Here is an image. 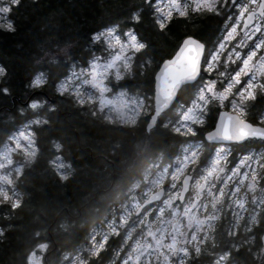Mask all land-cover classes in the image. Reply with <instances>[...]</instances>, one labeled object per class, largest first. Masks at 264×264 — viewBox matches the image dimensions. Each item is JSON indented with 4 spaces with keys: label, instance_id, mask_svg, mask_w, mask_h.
I'll use <instances>...</instances> for the list:
<instances>
[{
    "label": "snow or ice",
    "instance_id": "snow-or-ice-1",
    "mask_svg": "<svg viewBox=\"0 0 264 264\" xmlns=\"http://www.w3.org/2000/svg\"><path fill=\"white\" fill-rule=\"evenodd\" d=\"M18 3L19 0H8L7 4L0 5V16L10 14L12 6ZM146 13L151 14L153 26L160 31H164L174 17L186 20L194 16L219 18L222 27L218 31L221 34L210 42L193 35L185 36L174 55L164 59L159 71L154 73L150 80L153 85L149 88L151 95L129 96L122 90L109 99L105 93L109 92L112 77L119 81L129 74L141 73L150 66L152 57L147 51V41L134 26L105 25L89 38L94 42L93 47H97L95 42H98L97 50L105 54L92 55L78 71L63 73L56 84V92L60 95L73 92L77 103L83 105L85 100L91 103L95 99L85 88L90 85L100 94V108L109 106L110 114L105 119L111 120L114 112L122 124L135 125L142 112L150 113V118L143 121L148 130H152L154 125L163 126L174 134V139L184 137L179 140L174 157H169V163L163 165L150 181L153 188H158L170 175L167 194L160 189L151 192L143 204L134 202L131 208L122 206L123 211L118 218L106 221L108 230L100 234L99 240L96 230L89 237V252L96 255L105 247L109 233H117L119 227L127 222L130 210H134L138 215L133 224L138 221L144 225L141 230L143 237L128 245L130 250L121 257L119 264H131L133 254L138 262L157 255L158 258L163 257L164 264H184L190 252L187 245L196 242L195 251L200 253L199 244L204 242L200 233L207 237L208 230L220 214L217 205L227 202L230 207L234 204L244 210V200L237 195L240 185L247 179L248 188L255 189L258 180L256 169H264V106L257 107V104L264 103V0H144L142 10L140 7L129 10V21L139 23ZM0 28L14 31V22L9 18L6 24H0ZM248 41L251 44H247ZM8 72V68L0 64V79L6 81ZM46 82L45 73L37 70L27 86L38 89ZM189 82H194V85ZM187 87H192L191 94L177 103L178 93ZM0 94H11L7 83L0 84ZM45 107L54 109L56 105L40 98L39 94L33 96L27 108L37 110L36 118L27 121L22 129L13 124L3 132L9 143L0 150V170H3L0 173V201L10 203L11 209H16L21 203L13 174L20 177L25 163H30L36 155L34 133L29 125L43 122L39 110ZM19 111L23 113L24 107ZM249 113H252L251 118ZM60 147L59 143L55 144L57 150ZM14 153H22L24 161L14 160ZM201 153H205V160L203 166L197 168ZM190 166L196 171L194 177L186 174ZM64 168L62 163L57 165L61 179L69 174L61 170ZM181 177L182 183L177 185L176 181ZM259 180L264 182V175ZM190 181L194 191L186 199ZM162 196L165 198L154 206L153 211L149 202L160 201ZM252 203L246 228L257 222L255 213L264 205V200L257 201L253 196ZM209 204L211 210L206 215H198L207 210ZM149 213L154 219H149ZM232 215L230 235H234L233 229L239 224L243 211L233 208ZM153 225L158 226L154 228ZM128 235H131L130 231ZM123 239L127 242L128 236ZM46 247L45 243L36 245L41 251ZM171 256L176 260L170 261ZM228 257L229 251H222L217 264H229ZM26 262L39 264L35 251L27 254ZM66 264H86V261L69 257Z\"/></svg>",
    "mask_w": 264,
    "mask_h": 264
},
{
    "label": "trees",
    "instance_id": "trees-1",
    "mask_svg": "<svg viewBox=\"0 0 264 264\" xmlns=\"http://www.w3.org/2000/svg\"><path fill=\"white\" fill-rule=\"evenodd\" d=\"M144 0H19L8 14L14 31L0 28V64L9 70L7 83L11 94H0V147L8 139L3 132L11 125L19 128L36 112L26 109L29 99L39 94L56 107L41 108L43 122L35 125L39 146L36 159L22 170L18 178L20 205L0 203V264H27L26 256L38 243H48L49 264H62V256L89 242L96 224L128 189L141 177L151 158L162 153L163 164L174 157L179 140L163 126L147 132L140 125L117 127L104 120V115L86 112L69 94L56 92L58 79L70 71L73 63L85 66L92 56L90 36L105 25L115 23L120 28L134 26L147 41L152 57L150 66L141 73L130 74L119 82L121 89L140 95H151L150 80L164 59L174 55L187 35L205 42L215 41L221 34L219 18L194 16L174 18L164 31L153 26L146 13L139 23L129 21V10L140 7ZM66 66V67H65ZM43 71L47 82L40 88L27 85L35 72ZM26 109L21 113V107ZM264 103L257 104V107ZM55 143H62L60 149ZM64 146V147H63ZM142 148V151L140 148ZM57 154L69 159L76 169H69L67 179H61L50 160ZM201 163L205 153L201 155ZM203 164V163H202ZM116 175L113 186L112 180ZM258 223L255 224V226ZM255 245L242 237L241 231L227 244L229 237L220 231L217 243L205 240L200 254L186 258L184 264H215L221 245L229 248V264H264L260 239L264 232V217L257 227ZM225 234V235H223ZM261 246V247H260ZM264 254V252H263ZM94 258L88 264H105Z\"/></svg>",
    "mask_w": 264,
    "mask_h": 264
},
{
    "label": "rangeland",
    "instance_id": "rangeland-1",
    "mask_svg": "<svg viewBox=\"0 0 264 264\" xmlns=\"http://www.w3.org/2000/svg\"><path fill=\"white\" fill-rule=\"evenodd\" d=\"M7 3H8V0H0V5H4V4H7ZM7 21H8V14H4V15L0 16V24H6ZM118 27H120V26H118ZM95 43H97V47H93L92 55H98L99 56V55L105 54V53H102L101 51H98L97 50L98 47H99V44H98V42H95ZM247 44H251V41H248ZM257 59H258V57H257ZM82 67H84V66H82L80 64H77V63H73L72 66H71L70 71H72V70L78 71ZM129 75H127V76H129ZM126 77H123L121 80H123ZM121 80L117 81L114 77H112V79H111V85L109 86V92L105 93V96H107L109 99H111L112 96L115 93L120 92L122 90L123 91H126L129 96L140 95V94H137V93H130L127 90H124V89H118V87L117 88H113L112 87L113 85L119 84V82ZM85 88H87L89 94H91L92 96H94L95 99H93L91 101V103H89L87 100H85V103L83 105H81V104L78 103L79 106L86 107V109H87L88 112H91V110L93 112H96L94 115H96V114H100V115H104V116L109 115L110 113H109V106L108 105H105V107L103 109L100 108V105H99V95L100 94H99L98 90H96L95 88H92L90 85L85 86ZM64 94L71 95L74 98V100L76 101L75 94L73 92H70L69 91V92H65ZM40 98H42V97H40ZM26 109H29V108H27V106H26ZM26 109H25V111H26ZM29 110H32L34 112H37V110H33V109H29ZM149 114L150 113L142 112L141 115L139 117H137V123L135 125H133V126H137L138 125L139 119L142 116H146V115H149ZM111 116H112V118H111L110 121L117 122V123H121L120 118L114 112L111 113ZM35 118H36V115L33 118H31L30 120H34ZM40 118H41V116H40ZM41 120L43 121L42 118H41ZM33 125L34 124H31V125H29V127L32 129V126ZM23 127H24V125H21L18 129H22ZM32 131H33V129H32ZM33 138H34V144H35V147H36L35 134H34V137ZM7 143H9V141ZM139 148L142 151V148L141 147H139ZM229 151H231V149H229ZM37 154H38V148L36 147V155H35V157L31 160L30 163H25L24 168H26L28 165H31L32 164V162L36 159ZM57 157H59L58 160L56 159ZM13 159L16 160V161H20V162H23L24 161V158H23V154L22 153H14L13 154ZM229 159H230V157H229ZM52 163L55 164L56 167H57L58 164H61L62 163L65 166V168L64 169H61V170H65L68 173L70 172L69 169H66L67 168V164L64 163V161H63V159H62L61 156H59V155L55 156L54 157V161ZM163 165H165V164H163V156H162V153L158 154L154 158H151V163H149L144 168V170L141 172V177L138 178V180L136 182H134L132 184V186L128 189L125 198L122 199V200H118L114 204V206L111 209H109V211L106 212V214H105L104 218L101 220V222L98 223V224H96L94 230H96V232H97V240L100 239V234L102 232L108 230L107 229L106 221L118 218L119 214L123 211V207L122 206H128L129 208H131V205L134 202H139L141 204L143 202V200L146 199L151 194V192L157 191L164 184H166L168 186L171 183V177L169 175V176H166L164 178L163 183L160 184L158 188H153L151 186L150 181L156 177V174L159 171L162 170V166ZM202 166H203V164L201 163V158H200L197 161L196 167L199 168V167H202ZM189 169H194V168H192L190 166ZM256 170H257V175H258V180L256 182V186H257V183L259 182V177L261 175H264V169L261 170L260 168H257ZM2 171L3 170H0V173H2ZM18 178L19 177H15V175L13 174V179H14V182H15V185H16V190L18 189V186H17L18 185ZM115 179H116V176H115ZM176 183H177V181H176ZM247 185H248V180L245 179L244 183H242L240 185L239 192L237 194L240 198H242L244 200V205H245L244 210L239 209L234 204L231 207L228 204V207L231 210L233 208H235L236 211H243V215L241 216L240 221H241L242 218L246 217L247 214L250 215V213L252 212V209H253L252 198H253V196H255L256 187H255V189H249ZM9 187H11V186H9ZM162 200L159 201V202H157V203H162ZM225 201H226V198H225ZM1 202L2 201H0V203ZM157 203H155V205ZM176 203H179V201H176ZM223 203L224 204H227V202H223ZM218 205H221V204H218ZM154 206H153V211H155V207ZM210 210H211V205L209 204L208 209L206 210V213L208 211H210ZM167 211L168 210L166 209L165 216H167ZM224 215H225L226 219H228L229 221H231V218H230V216L228 214H225L224 213ZM134 217H135V211L134 210H130L129 215H128L127 222L124 225H122V226L119 227L118 232L121 231L122 229H125L126 227H129V229L131 228L130 229V232L132 233V240H134V239H142L143 233H142L141 230L143 229L144 225L139 224L138 221L134 225L133 224V221H136V219ZM232 217H233V215H232ZM149 219H154V217L152 216V213H149ZM240 221H239V223H240ZM184 223H186V221H184ZM157 226L158 225H153L154 228L157 227ZM187 231L189 233L191 232L190 229H187ZM110 234H116V233H109V235ZM127 236H129V235H127ZM200 236H201V239H203V241L205 242V238H203V236H204L203 233H200ZM148 240L150 241L151 238H148ZM204 242L202 244H199V247H201V245H203ZM46 245H47V247L44 250H42V251L39 250V249H37V248H35L33 250V251L36 252V259L39 261V264H45V261H44L45 257H44V255H45V253H46V251L48 250V247H49L48 244H46ZM90 245H91V240H89L88 243H86L84 245H81V246H82V248H87ZM195 245H196V242H193L192 244L187 245L189 247V249H190L189 254L191 253V249H194L195 248ZM133 255H135V254H133ZM69 257H71V256H69L67 253L63 255V259L66 260V261L62 260V262L64 261L63 264H66V262L68 261ZM171 257H172V259H171ZM171 257H169V260L170 261H175L176 260V257L175 256H171ZM73 258L74 259L81 258V254L79 253L76 257H73ZM52 260H53V258H51V261ZM136 262H137V260H136ZM132 263L135 264V261H133ZM145 264H164V260H163V257H159L158 258L157 255H153L150 258H146ZM177 264H178V262H177ZM215 264H217V263H215Z\"/></svg>",
    "mask_w": 264,
    "mask_h": 264
},
{
    "label": "flooded vegetation",
    "instance_id": "flooded-vegetation-1",
    "mask_svg": "<svg viewBox=\"0 0 264 264\" xmlns=\"http://www.w3.org/2000/svg\"><path fill=\"white\" fill-rule=\"evenodd\" d=\"M229 14L231 15L232 13L230 12ZM248 115H249V118H251L252 113H249ZM124 126H126V125H124ZM117 127H120V126H117ZM121 128H124V127H121ZM35 142H36V136H35ZM60 145H62V143H60ZM36 147L39 149V146H38L37 142H36ZM236 155H237V157H239V153H236ZM230 159H232L231 156H230ZM65 162L68 164L66 169H76L74 167V163L72 161H69V159L65 160ZM51 169H54V167H52ZM189 173L193 177L196 175L195 169H188L186 174H189ZM182 179L183 178L181 177V179L177 181V185H180L182 183ZM113 181H114V178H113ZM162 187L165 188L166 194H167L168 186L166 184H164ZM193 191L194 190L191 187L186 199L192 195ZM255 197H256L257 201L264 200V182H262L260 180H259V182L257 183V186H256ZM151 205L154 206L155 204H151ZM217 207L220 209L219 217L214 222L213 227L208 231L207 237L205 238L203 236V238H205V240L209 238L212 242L217 243V239H219V233H220V231L223 230L224 233L227 235V237H229V240H230L227 244H230L233 241L232 238L234 236H236L238 234V231L240 230L241 231V235H242L243 238L244 237H248V239H249L248 241H250L251 244H253V245H255L257 243V241H258V233L260 231V230L259 231L257 230V227L259 225L260 220L264 217V205H261V207L259 209H257L256 213H255L256 216H257V222L256 223H258V225L255 226L256 223H253V224L250 225V227L246 228L245 227V222L249 219V214H247L246 217L242 218L240 223L233 229L234 235H230L229 234L230 222H233L234 219H233L232 214H231L232 210L229 209V207H228V203L227 204L222 203L221 205H217ZM223 212L230 216L231 221L226 219V217H225ZM206 214H207L206 210L198 213V215H206ZM134 218L136 219L137 216L135 215ZM130 229H129V227H126L125 229H122L121 231H119L116 234H110L109 235V239H108V241L105 244V247L103 249H101V251L98 254H96V255H92L89 252L90 246L87 247V248H82V246H79L78 249L68 251L67 254L69 256H71L72 259H74L73 257H76L80 253L81 254V258L86 261V264H88V262H90V260H92L94 258H99V260H101V261H103L105 259L106 260L105 264H119V261H120L121 257L124 256L126 251L130 250L128 248V245H130L133 242L132 233H131L130 236H128L127 242H125L124 239H123L125 236L128 235ZM225 234H223V235H225ZM263 234H264V232L262 233V235ZM46 244H48V243H46ZM227 244H226V246H227ZM260 244L262 245V248L260 250H258L257 253H260V256H263L264 254L261 251L262 249H264V244L262 242V236H261V239H260ZM226 246L224 244L223 245L220 244V247H222L224 249L220 250L219 254L222 253V251H225V250L230 251L228 247L226 248ZM200 248L202 250L203 245H201ZM50 249L51 248L49 246L47 251L49 252ZM193 250H194V254H200L201 253V251H200V253H196L195 248ZM192 254L193 253H192V249H191V253L186 258L190 257ZM49 257H52L53 260L55 261V256H52V254H49L48 257L45 256V259H44L45 264H49L48 263V258ZM134 257H135V255H133L132 262L135 261V264H145L146 258H142L141 261H139V262L137 261L136 262ZM61 258L63 260V256ZM186 258L184 259V262L186 261ZM171 259H172V257H171ZM132 262H131V264H133Z\"/></svg>",
    "mask_w": 264,
    "mask_h": 264
},
{
    "label": "clouds",
    "instance_id": "clouds-1",
    "mask_svg": "<svg viewBox=\"0 0 264 264\" xmlns=\"http://www.w3.org/2000/svg\"><path fill=\"white\" fill-rule=\"evenodd\" d=\"M189 83H190V85H194V82H189ZM191 92H192V87L185 88L183 91L178 93L176 102L177 103L183 102V100L188 98V96L191 94ZM64 179H67V177H65Z\"/></svg>",
    "mask_w": 264,
    "mask_h": 264
},
{
    "label": "water",
    "instance_id": "water-1",
    "mask_svg": "<svg viewBox=\"0 0 264 264\" xmlns=\"http://www.w3.org/2000/svg\"><path fill=\"white\" fill-rule=\"evenodd\" d=\"M159 71V69L157 70V72ZM155 126V125H154ZM147 131H150V130H148L147 129ZM116 176V175H115ZM115 176H114V180H115ZM113 184H114V181L112 182V184H111V186H113ZM190 184H191V181H190ZM161 189H163L164 190V188H161ZM189 189H190V187H189ZM189 189H188V191H189ZM160 190V189H159ZM158 191V190H157ZM187 191V192H188ZM164 192H165V190H164ZM187 192H185V198H186V194H187ZM162 198H163V196L161 197V199H160V201L162 200ZM154 202H157V201H150L149 203L150 204H152V203H154ZM146 206H148V205H143V207L145 208ZM141 211H143V208L141 209ZM135 214L136 215H138V213H136L135 212ZM262 242H263V244H264V234L262 235Z\"/></svg>",
    "mask_w": 264,
    "mask_h": 264
}]
</instances>
